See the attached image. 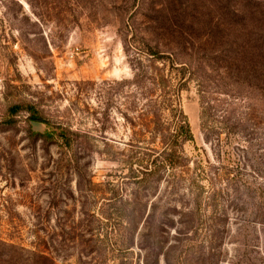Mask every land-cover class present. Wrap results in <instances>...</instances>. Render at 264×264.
<instances>
[{
    "label": "rangeland",
    "instance_id": "rangeland-1",
    "mask_svg": "<svg viewBox=\"0 0 264 264\" xmlns=\"http://www.w3.org/2000/svg\"><path fill=\"white\" fill-rule=\"evenodd\" d=\"M242 1L0 0L4 264H264V98L226 15Z\"/></svg>",
    "mask_w": 264,
    "mask_h": 264
},
{
    "label": "trees",
    "instance_id": "trees-1",
    "mask_svg": "<svg viewBox=\"0 0 264 264\" xmlns=\"http://www.w3.org/2000/svg\"><path fill=\"white\" fill-rule=\"evenodd\" d=\"M241 7L242 8H229L226 14L230 21L229 25L232 32L230 34V39L232 43L238 45V42L241 41L240 48L239 46L236 49L232 47L230 62L235 69L242 71L247 70L246 68L250 66L248 71L253 75L252 77L255 82H257L254 84L250 81V84L254 85V87L259 90L261 98H264V27L259 29L260 31H257V33L250 32L249 26L251 24H248L249 22L242 23V20H245V14L247 12H249L248 14L250 15L257 16L258 10L261 11V9L259 3L254 0H243L241 2ZM239 23L241 25H239L240 27L238 28L236 25ZM153 55L157 57L160 56L157 53ZM187 68H190L189 64L181 66L180 71L185 72ZM238 84L241 83L238 82ZM164 102V107L166 109H174L170 96H166ZM32 120L35 122H42V118L35 111H32ZM174 127L176 138L180 142L193 141L190 123L182 110H178V117L174 121ZM1 254L2 252H0V264H4L1 260Z\"/></svg>",
    "mask_w": 264,
    "mask_h": 264
}]
</instances>
